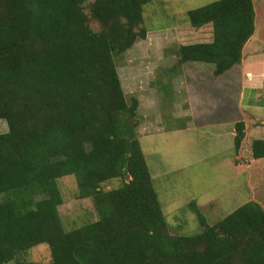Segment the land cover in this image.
I'll return each mask as SVG.
<instances>
[{"label": "trees", "instance_id": "1", "mask_svg": "<svg viewBox=\"0 0 264 264\" xmlns=\"http://www.w3.org/2000/svg\"><path fill=\"white\" fill-rule=\"evenodd\" d=\"M153 0H0V264L44 245L47 264H264V210L249 201L213 225L194 202L200 232L167 225L142 152L137 98L127 99L117 60L146 39ZM210 24L209 43L180 46L184 64L218 78L240 64L254 33L252 0H216L186 14ZM234 150L244 124L234 125ZM264 158V141L250 145ZM97 220L67 230L59 214L62 178ZM117 182L115 188L101 187Z\"/></svg>", "mask_w": 264, "mask_h": 264}, {"label": "rangeland", "instance_id": "2", "mask_svg": "<svg viewBox=\"0 0 264 264\" xmlns=\"http://www.w3.org/2000/svg\"><path fill=\"white\" fill-rule=\"evenodd\" d=\"M214 1L153 0L143 10L148 30L146 39L136 43L132 50L117 60L127 99L135 97L139 102L141 94H145L141 96L144 100L146 93L155 95L154 109L145 107L139 112L142 129L148 131L146 122L149 119L152 127L150 134L139 137V143L165 221L173 233L182 236L200 232L197 215L188 207L191 202L195 203L208 225H213L249 201L258 203L264 210V183L248 184L245 176H238L240 170L234 167V158L239 150H234L227 127L180 132L174 129L182 127V121L170 117V88H174L173 84L178 81L177 69H173L176 64L174 52L182 45L200 41L195 33L198 30L188 26L186 14ZM179 108L186 106L179 105ZM157 128L166 131L154 133ZM7 132L6 122L0 120V134ZM249 146L244 145L241 151L245 158L250 155ZM262 159H259V164L264 165ZM243 164L246 165V161L243 160ZM261 176H256L260 182L264 179ZM117 185L114 181L101 189L109 190ZM58 186L63 198L59 214L67 230L97 220L91 200L75 198L77 187L74 177L60 179ZM22 260L47 264L50 253L46 246L38 245Z\"/></svg>", "mask_w": 264, "mask_h": 264}, {"label": "crops", "instance_id": "3", "mask_svg": "<svg viewBox=\"0 0 264 264\" xmlns=\"http://www.w3.org/2000/svg\"><path fill=\"white\" fill-rule=\"evenodd\" d=\"M264 0H252L254 8V33L242 49L240 64L218 78L213 76V67L203 64H184L175 71L178 79L170 88V117L182 121V127L174 130L184 132L194 128L227 127V134L235 136L234 125L244 124V140L234 158L237 172L245 176L248 184L264 183V165L250 155L242 156L244 145L254 140L264 141ZM193 29V28H192ZM195 31L198 43H209L212 39V26H203ZM188 45H192L191 43ZM184 46V45H182ZM176 61V58H175ZM141 94L138 113L146 107L154 109L153 93ZM162 99V98H161ZM139 100V99H138ZM186 108H179V105ZM145 105V106H144ZM179 108V109H178ZM181 109V112H179ZM147 111V110H146ZM175 115V116H174ZM140 116V114H139ZM175 119V120H176ZM148 131L138 128V135L145 136L152 130L150 119ZM166 130L157 128L154 133ZM147 132V133H146ZM153 133V134H154ZM250 147V146H249ZM246 165L243 164V160ZM238 161V162H237ZM263 179L259 181V176ZM258 176V177H256Z\"/></svg>", "mask_w": 264, "mask_h": 264}]
</instances>
